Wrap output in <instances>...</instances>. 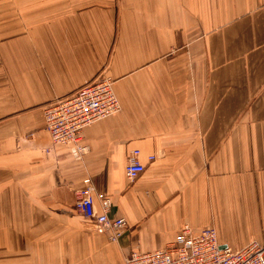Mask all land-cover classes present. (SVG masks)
I'll return each instance as SVG.
<instances>
[{
	"label": "crops",
	"instance_id": "0c3cea01",
	"mask_svg": "<svg viewBox=\"0 0 264 264\" xmlns=\"http://www.w3.org/2000/svg\"><path fill=\"white\" fill-rule=\"evenodd\" d=\"M101 74L120 111L54 144L44 106ZM90 183L119 242L76 210ZM185 223L264 244V0H0V264H127Z\"/></svg>",
	"mask_w": 264,
	"mask_h": 264
},
{
	"label": "built area",
	"instance_id": "2783aa9c",
	"mask_svg": "<svg viewBox=\"0 0 264 264\" xmlns=\"http://www.w3.org/2000/svg\"><path fill=\"white\" fill-rule=\"evenodd\" d=\"M120 109L112 79L101 74L70 95L45 105V129L54 144L71 146L80 155L86 151L83 144L85 130L93 123L115 115ZM139 154L140 151L135 150L129 158L126 175L130 181L146 170V166L138 161ZM112 207V198L96 192L91 183L80 192L76 202V210L90 222L96 233L106 235L110 242H119L129 226L126 219L109 216ZM127 264H264V244L252 242L234 250L220 244L215 229L207 227L195 231L185 223L176 241L165 249L132 251Z\"/></svg>",
	"mask_w": 264,
	"mask_h": 264
},
{
	"label": "rangeland",
	"instance_id": "374dc122",
	"mask_svg": "<svg viewBox=\"0 0 264 264\" xmlns=\"http://www.w3.org/2000/svg\"><path fill=\"white\" fill-rule=\"evenodd\" d=\"M89 228H90V226H89ZM92 228V227H91Z\"/></svg>",
	"mask_w": 264,
	"mask_h": 264
}]
</instances>
